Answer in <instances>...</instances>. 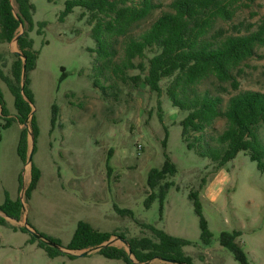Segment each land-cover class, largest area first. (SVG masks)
Returning a JSON list of instances; mask_svg holds the SVG:
<instances>
[{
  "label": "rangeland",
  "instance_id": "1",
  "mask_svg": "<svg viewBox=\"0 0 264 264\" xmlns=\"http://www.w3.org/2000/svg\"><path fill=\"white\" fill-rule=\"evenodd\" d=\"M67 1L30 0L35 7L30 37L40 53L30 74L39 128L33 163L41 179L26 200L32 166L18 155L25 126L15 122L0 129V206L6 194L23 204L19 222L0 223V264H127L108 259L94 248L79 252L93 250L89 256L71 259L65 253L52 258L37 242H30L31 233L25 227L66 249L81 221L116 234L110 239L113 246L127 252L129 246L121 237L126 241L153 237L148 227H154L187 241L183 250L193 264H241L221 242L224 233L239 232L235 243L248 263L264 264V173L257 163L240 153L215 171L210 160L188 150L180 125L184 115L164 93L159 98L145 85L136 90L120 83L122 92L104 95L94 85L100 71L96 75L93 71L95 43L82 16L84 10L75 8L64 16ZM172 1L153 0L158 8L132 33L146 30ZM12 4L17 15L16 1ZM244 20L261 23L264 0L240 8L232 22ZM42 24L46 26L41 29ZM26 29L21 26L12 43L0 46V54L19 53L17 38ZM241 68L242 89L264 92V47ZM212 82L217 83L211 79L204 87L213 89ZM0 88L14 115V99L1 80ZM224 126L220 120L216 130L221 132ZM27 128L29 156L34 140L30 124ZM261 134L264 137V130ZM167 159L177 168L169 180L173 187L163 204L158 199L150 203L149 173L162 168ZM193 191L199 192L202 216L212 234L209 244L202 240L201 218L190 199Z\"/></svg>",
  "mask_w": 264,
  "mask_h": 264
},
{
  "label": "trees",
  "instance_id": "2",
  "mask_svg": "<svg viewBox=\"0 0 264 264\" xmlns=\"http://www.w3.org/2000/svg\"><path fill=\"white\" fill-rule=\"evenodd\" d=\"M15 1L17 15L12 0H0V46L12 43L21 26L27 29L17 41L19 53L6 51L4 55L0 54V80L12 95L15 108V114L11 115L0 88V129H8L15 122L23 126L30 124L35 152L39 128L35 114L31 117L35 95L30 79L40 54L30 37L34 29L32 16L35 7L30 0ZM255 2L173 0L168 10L155 17L139 35H134L132 31L158 8L153 0H68L63 15L67 16L75 8L84 10L82 16L87 18L90 36L95 43L92 50L95 53L93 71L95 75L97 70L100 71L94 85L104 95L122 92L120 83L136 90L145 85L159 98L164 93L171 106L184 115L180 125L182 140L188 150L210 160L215 171L244 153L264 173V137L261 134L264 130V92L243 90L239 81L243 73L241 66L264 47V20L259 24L245 20L238 24L232 22L240 8L251 7ZM220 22L229 23L230 27L218 26ZM45 26L42 24L40 27ZM24 71L26 79L23 84ZM211 79L217 81L212 82L213 89L204 87ZM160 119L163 120L162 115ZM220 120L225 122L221 132L216 130ZM28 151V129L25 127L21 130L18 145V155L23 163L27 162ZM176 174L177 168L169 159L162 168L150 171L148 184L153 191L150 203L158 199L163 204L173 187L169 180ZM40 179L41 172L33 163L26 200L30 199ZM190 199L201 218L202 240L209 244L212 234L202 216L199 192L193 191ZM0 212L20 221L23 214L21 199L14 201L6 194ZM0 223L6 225L7 220L0 216ZM148 230L153 237L127 240L137 261L146 263L160 257L193 264L192 258L186 256L183 250L189 245L187 241L151 226ZM22 231L26 232L23 228ZM113 236L116 234L100 232L81 221L66 249L84 251L97 248ZM239 236V232L224 233L221 242L241 264H249L241 247L235 243ZM30 242H37L52 258L65 255L33 235ZM52 243L61 247L58 241L53 240ZM98 254L134 264L126 250L114 246L106 247Z\"/></svg>",
  "mask_w": 264,
  "mask_h": 264
},
{
  "label": "water",
  "instance_id": "3",
  "mask_svg": "<svg viewBox=\"0 0 264 264\" xmlns=\"http://www.w3.org/2000/svg\"><path fill=\"white\" fill-rule=\"evenodd\" d=\"M18 39H19V37L17 38V41H18ZM25 79H26V71H24V74H23V84L25 82ZM32 108H33V110H32V113H31V117L35 114L34 105H32ZM24 126L27 128L29 126V124L26 123ZM32 135H33V133H32ZM33 140H34V135H33ZM33 156H34V150L31 152V154L27 158V163H29L31 166L33 165ZM0 215L2 217H4L5 219H8V220L9 219H12V218H9L8 216H6L5 214H2L1 212H0ZM12 220H14V219H12ZM25 227H26L27 231H29L31 233V235H33L38 240H41V241L47 243L48 245L53 246V247L59 249L60 251L66 253L68 255H70V256H74V257H84V256H89V255H91V253H93V250L92 251L90 250V251H86V252L79 253L81 251H73V250H69V249H65L63 247L57 246V245L53 244L52 242L46 241L42 236L36 234L32 229H30L28 227L27 224L25 225ZM120 239L124 243L128 244V242L126 240H124L122 238H120ZM113 242H114L113 240H109L108 242L100 245L99 247L94 248L95 249L94 251L98 253V252H100L102 249H104L106 247L113 246ZM128 246H129V244H128ZM128 254L130 255V258H131V260L133 261L134 264H153L154 261H156L157 264H183V263H180V262H177V261H174V260H166V259H163V258H160V257H157V258L153 259L150 262L140 263L139 261L136 260V258L132 254V251H131L130 246H129V252H128Z\"/></svg>",
  "mask_w": 264,
  "mask_h": 264
},
{
  "label": "built area",
  "instance_id": "4",
  "mask_svg": "<svg viewBox=\"0 0 264 264\" xmlns=\"http://www.w3.org/2000/svg\"><path fill=\"white\" fill-rule=\"evenodd\" d=\"M141 149V147H139Z\"/></svg>",
  "mask_w": 264,
  "mask_h": 264
}]
</instances>
